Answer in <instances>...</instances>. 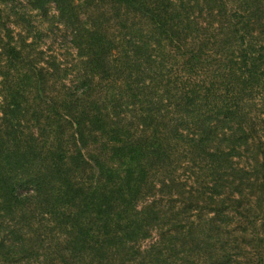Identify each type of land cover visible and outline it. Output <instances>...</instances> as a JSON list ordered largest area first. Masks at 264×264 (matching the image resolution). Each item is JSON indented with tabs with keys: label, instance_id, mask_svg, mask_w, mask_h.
Returning a JSON list of instances; mask_svg holds the SVG:
<instances>
[{
	"label": "trees",
	"instance_id": "16d2710c",
	"mask_svg": "<svg viewBox=\"0 0 264 264\" xmlns=\"http://www.w3.org/2000/svg\"><path fill=\"white\" fill-rule=\"evenodd\" d=\"M12 2L0 264H264V0Z\"/></svg>",
	"mask_w": 264,
	"mask_h": 264
},
{
	"label": "rangeland",
	"instance_id": "374dc122",
	"mask_svg": "<svg viewBox=\"0 0 264 264\" xmlns=\"http://www.w3.org/2000/svg\"><path fill=\"white\" fill-rule=\"evenodd\" d=\"M25 1L26 0H13L12 3L13 5H17L16 3L21 2L24 6V11L30 16L34 27L40 30L43 34L40 42L41 44L38 43V47L40 49L47 47L50 51L59 54V56H61L64 60L73 62L74 50L68 43V36L62 29L61 25L54 18L55 11L53 6L50 5L46 16H42L38 13V11L28 8ZM0 7L2 9V16L7 17L8 28L11 29L14 38L18 41L17 35L22 34L24 29L22 22L19 21L13 13H11L8 3L2 4Z\"/></svg>",
	"mask_w": 264,
	"mask_h": 264
}]
</instances>
